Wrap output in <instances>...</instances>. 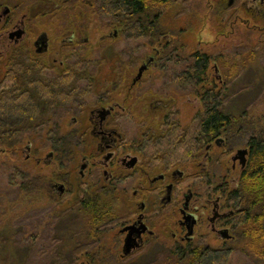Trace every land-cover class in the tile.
<instances>
[{
  "label": "rangeland",
  "instance_id": "374dc122",
  "mask_svg": "<svg viewBox=\"0 0 264 264\" xmlns=\"http://www.w3.org/2000/svg\"><path fill=\"white\" fill-rule=\"evenodd\" d=\"M212 1L216 0H173L162 18L166 33L163 36L164 45L151 43L148 38L126 36L120 26L101 14L92 0H0V4L29 9L34 19L33 29H46L51 33L52 40H60L63 35L75 31L73 45L80 46L77 61L83 68L87 67L86 73L90 72L94 76L89 80H80L81 88L90 87L87 92H93L85 99L91 103L94 97L105 93L106 89L111 90L118 101L126 103L127 117L123 118L122 127L119 128L125 143L143 142L149 145L146 133L154 130L164 133L173 122L180 126L178 136L186 130L191 133L204 114V102L201 96H197L194 85L183 87L175 80V74L188 67L187 64L193 61L192 55L195 54L205 53L211 57L206 77L209 82L205 89L201 83L200 91L214 86L215 93L223 100L225 111L235 113L237 117L244 116L248 120H244V127L264 128V44L261 43L264 33L254 30L251 34L245 30L242 16L237 23L239 33L245 31L251 38L239 36L236 41L230 39L228 34H232L233 30L230 31L229 27L222 29L217 16H208L209 3ZM235 45L245 51L243 57L238 59L234 56L227 61L221 58V62L218 52L227 48L232 51ZM254 48L258 52L257 60L251 62L250 52ZM166 49H169V54H166ZM151 56H154V63L144 71L138 83H134L140 66ZM244 57L248 59L244 61ZM1 64L0 79L9 68L8 64ZM216 65L222 68L223 77L217 73ZM226 73L229 77L225 76ZM43 129L21 134L20 143L16 146L0 148L3 150L0 153V264H57L49 256L57 250L64 251L71 264H82L92 250L90 247H82L77 252L74 249L76 244L71 241V234L77 233L74 232L77 229L81 230V224L77 227L76 224L68 226L70 230H64L66 223L70 224L68 220L56 225V219L53 224L54 215L57 214L53 209H68L72 206L60 205L51 197L48 180L57 175L58 168L56 162L50 166L44 164L46 155L52 150V140L47 131L49 128ZM30 132H33V155L43 158L40 164L34 156L27 158ZM246 133L247 130L230 131L223 135L226 138L225 144L219 147L214 143L213 151L219 160L216 164L218 174L213 179L209 176L208 188L204 187L202 193L200 188L197 190L200 195L208 194L211 189L214 191V198L208 204L197 230V239L201 236L203 241L200 242L203 244L209 243L212 247L233 244L234 238L222 237L213 229L211 219L214 216L215 197L222 194L216 187L228 184L230 190L238 183L242 170L239 165V168L233 169L232 159L238 155V149L248 146L249 135ZM181 159L184 157L181 156ZM180 160L177 166L181 165L183 169L187 161ZM190 171H186L181 187L185 188L184 185L191 179L194 181ZM133 185L128 187L130 197ZM128 194L118 196L114 203L118 215L108 238L112 248L125 212L124 201L130 199ZM221 203L224 206L225 200ZM58 228L65 236L62 232L56 233ZM227 229L230 232V227ZM248 241L250 239L234 246L236 249L226 264H258ZM172 244L171 238L160 237L148 251L135 254L122 263L115 262L111 256L107 264H191L188 253L186 256L176 254ZM177 244L189 247L188 243L179 240Z\"/></svg>",
  "mask_w": 264,
  "mask_h": 264
},
{
  "label": "flooded vegetation",
  "instance_id": "af4514ba",
  "mask_svg": "<svg viewBox=\"0 0 264 264\" xmlns=\"http://www.w3.org/2000/svg\"><path fill=\"white\" fill-rule=\"evenodd\" d=\"M14 6L0 4V63L9 65L7 73L0 79V90H4L1 85L10 70L22 69V62H25L39 69L45 79L66 85L69 91L62 95L59 105L43 121L33 125L37 129H56L58 139L66 138L71 143L68 151L52 147L44 160L45 166L56 162L58 168L57 175L48 180L51 197L60 205L75 207L93 188L96 191L111 190L116 197H123L127 196L128 187L134 184L131 186L134 188L131 197L128 194L130 199L124 201L125 212L114 237L113 248L109 244L103 249L92 247L89 254L115 255L125 261L151 249L160 237L171 238L173 252L178 249V240L188 244L199 240L197 230L208 204L214 198V191L211 189L208 194L200 195L197 190L200 188L202 193L204 187L208 188L209 176L213 179L218 174L216 164L219 160L213 151L214 143L220 147L225 144L226 138L223 137L220 145L216 139L203 143L194 155H190L183 169L162 156L160 151H152L150 144H126L119 130L123 118L127 117L126 103L118 101L108 89L91 98V103L85 99L93 92L88 93L90 87L81 88L80 80H89L94 76L86 73L87 67L83 68L77 61L80 46L73 45L76 32L71 31L60 40H52L51 33L46 29H33L34 19L29 9ZM208 8V16H217L222 29L229 27L230 31L233 30L228 35L234 41L239 36L251 38L245 31L239 33L237 23L242 16H246L242 17L245 30L251 34L254 30L264 33V0H216L209 3ZM261 43L264 44V40ZM237 45L232 51L228 48L219 51L218 59L225 58L227 61L234 56L238 59L243 57L245 51L238 49ZM256 54L255 48L252 49L251 62L257 60ZM145 63L149 68L154 63V56ZM216 71L219 76H224L220 66L216 65ZM225 76L229 77L227 73ZM32 133H29L27 158L34 156L40 164L43 158L32 152ZM50 138L53 141V136L50 135ZM232 160L233 169L239 168L238 165L241 170L245 168L240 159L234 160L233 157ZM187 170H191L189 174L194 176V181H188L184 188L181 183ZM222 197L221 193L215 197L211 224L224 237L225 231H229L224 224L221 226L228 215L221 203ZM113 228L114 224L106 228L108 238ZM128 244L132 245L130 252H126ZM85 260L82 264H92L90 260Z\"/></svg>",
  "mask_w": 264,
  "mask_h": 264
},
{
  "label": "trees",
  "instance_id": "16d2710c",
  "mask_svg": "<svg viewBox=\"0 0 264 264\" xmlns=\"http://www.w3.org/2000/svg\"><path fill=\"white\" fill-rule=\"evenodd\" d=\"M172 3L173 0H92V4L101 14L120 26L126 36L135 39L148 38L151 39V43L158 42L162 45L165 42L163 36L166 34L162 18ZM167 47L169 46H165ZM169 53V49H166V54ZM192 57L193 61L187 64L188 67L175 74V80L183 87L194 85L197 96L202 97L205 112L191 133L186 130L178 136L180 126L175 122L171 123V128L164 133L156 130L146 133L151 150L160 151L162 156L175 163L179 162L181 156L184 157L181 162L187 161L203 143L213 139H223L225 133L237 130L240 132L247 130L246 135H249V139L246 147L249 150L247 164L241 171L237 185L230 190L228 184L219 187L222 188L224 208L228 213L223 224L226 228L230 227L226 238H234L233 244L212 247L209 243L200 242L201 238H199L189 243L187 248L177 244L178 249L175 253L182 256L188 253L187 257L190 258L191 264H226L236 249L234 246L250 239L248 245L253 257L258 264H264V128L261 126L259 130L254 126L244 127V120L246 122L248 120L244 116L237 117L235 113L225 111L223 100L215 93L214 86L200 91L201 83L204 89L207 85L206 77L211 57L205 53L195 54ZM22 67V69L10 70L11 73L6 75V81L1 85L4 90H0V144L2 145L0 148L3 149L20 143L21 134L38 130L33 125L43 121L59 105L62 95L69 93L66 85L62 86L58 81L45 79L36 67H30L25 62H22ZM47 131L53 136L51 144L55 150L60 151L63 148L68 151L71 145L69 140L58 139L55 129L49 128ZM116 198L114 191L93 190L87 193L85 199L75 207L53 209L52 211L57 212L53 224L56 219H58L56 225L68 220L70 224L66 223L64 230L65 228L70 230L71 228L68 227L70 225L76 224L77 227L81 224V230L77 229L74 231L77 233L71 234V241L76 244L74 247L76 252L82 247L100 246L103 249L108 244L109 232L106 228L114 224L117 218V209L114 208ZM61 232L65 236L59 228L56 231L57 234ZM244 249L242 248L243 251ZM49 256L57 264H71L64 251L57 250L55 254ZM112 258L115 262L122 263L118 256L113 255ZM112 258L98 254L87 255V259L92 264H107Z\"/></svg>",
  "mask_w": 264,
  "mask_h": 264
},
{
  "label": "water",
  "instance_id": "95a60500",
  "mask_svg": "<svg viewBox=\"0 0 264 264\" xmlns=\"http://www.w3.org/2000/svg\"><path fill=\"white\" fill-rule=\"evenodd\" d=\"M149 63V62H148ZM148 68V64H143L142 66H140L139 68V72L137 74V76L134 78V83H136L138 80H140L142 78V75L144 73V71ZM223 141L222 138H218L217 139V143L220 145V142ZM238 155L236 157H234V160H236L237 158L241 160L242 165L245 166L247 164V154H248V149H239L238 151ZM227 231H225V237H227L226 234ZM131 246L130 244L127 245V250L126 252H130L131 251Z\"/></svg>",
  "mask_w": 264,
  "mask_h": 264
}]
</instances>
